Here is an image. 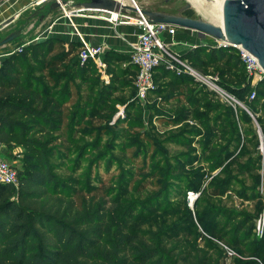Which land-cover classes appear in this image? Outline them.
I'll return each instance as SVG.
<instances>
[{
	"label": "trees",
	"instance_id": "1",
	"mask_svg": "<svg viewBox=\"0 0 264 264\" xmlns=\"http://www.w3.org/2000/svg\"><path fill=\"white\" fill-rule=\"evenodd\" d=\"M186 14L192 16L193 10ZM81 47L80 41L67 44L47 37L20 46L0 62V150L22 147L18 154L24 156L20 165H11L19 185L0 182V264H210L207 255L176 248V226H187L226 255L231 249L235 264H264V232L256 236L257 216L214 205L235 184L227 172L239 159L234 155L242 138L257 148L246 170L260 168L264 77L254 83L234 47L203 44L189 49L182 58L204 73L218 75L227 92L247 105L258 131L252 129L250 114L238 113L240 104H213L221 98L214 91L187 73L177 75L161 65L154 74L156 88L148 96L172 108L159 111V120L179 127L161 139L141 134L137 142L130 133L138 124L135 114L142 110L135 84L138 68L130 56L110 52L105 58L110 75L106 82L95 61L81 65ZM123 62L125 68L119 65ZM117 103L127 104V126L111 123ZM225 110L228 121L223 119ZM221 131L231 134L232 141L218 155L201 159L221 169L213 179L219 185H211L213 180L204 185L205 173L199 170L188 173L191 151L169 157L160 148L188 147L196 137L200 143L203 136ZM106 136L111 151L102 150ZM84 139L82 147L72 150ZM147 143L156 150L139 165L152 149ZM242 148L240 158H246L251 151L244 144ZM89 157L93 164L105 158L108 170L117 166L110 183L91 170L82 171ZM166 165L173 171L166 170L162 181ZM155 178L161 180L160 188ZM190 190L199 193L194 209L188 204ZM258 190L252 187L245 196H256ZM180 212L184 216L174 223Z\"/></svg>",
	"mask_w": 264,
	"mask_h": 264
},
{
	"label": "rangeland",
	"instance_id": "2",
	"mask_svg": "<svg viewBox=\"0 0 264 264\" xmlns=\"http://www.w3.org/2000/svg\"><path fill=\"white\" fill-rule=\"evenodd\" d=\"M74 3L73 6L70 8V10H76L77 8L75 7L76 3H81L87 0H72ZM131 1V0H129ZM136 3L140 6V7H150L154 10L157 11H161V12H165V13H171V14H179V11L181 8H183L187 3H189V0H135ZM211 3V4H209ZM214 3V0H206V8L210 9L212 7ZM209 4V5H207ZM192 6V5H191ZM208 6V7H207ZM210 7V8H209ZM50 9V3L47 2L41 6L35 7V8H31V10H29V12H27L25 14V16H23V20L28 19L32 13L34 12H42V14H46L48 13ZM189 10H193V14L192 17L194 18H203L204 20L207 21H212L209 17L206 16L205 13H200L194 6H192V8H190ZM39 12V13H40ZM85 13H93V14H97V15H101V16H107L108 14L103 13V12H94V11H85ZM57 15H62L63 14V10L59 9L58 11H56ZM120 15V14H119ZM109 18L111 17L110 15H108ZM138 16L137 12H132L129 11L128 13H124V15L118 16L116 18V20H113L114 23L117 24H121L124 23L126 21H128V24H132L134 26L136 25V18ZM205 17V18H204ZM37 19L40 20L39 16L37 17ZM36 19V20H37ZM24 23V21L19 22V23H15L13 24L14 28H20L21 25ZM47 24H45L44 26H46ZM138 27V26H137ZM199 33V32H197ZM178 34H179V28H178ZM201 34V33H200ZM203 35V34H201ZM7 35H1L0 39L5 38ZM161 39H164L165 35H161L160 36ZM206 39L207 42H209L211 45L215 44V40L214 38L204 35L202 36ZM177 39V36H176ZM17 40H14V42ZM164 41V40H163ZM256 79L253 81L255 83ZM200 87V86H198ZM221 98H216L214 99V101L212 102L213 104H216V101H221L222 103H228L226 100ZM155 107V108H154ZM171 107L168 105H162L160 98H155L153 95H151V97L149 98V96L147 97L146 100L142 101V110H140L137 114H135L136 118H139V120H136V122L138 123L137 126H135L134 129H131V138L135 139L138 142V137L141 136V134H146V135H151V137H153L154 139L156 138V136L159 137V139H161V137H165L167 134L174 132L175 130L178 129L179 126L177 125H167L165 124V122L161 121V119L159 120L158 117H162L158 114L159 111H171ZM175 110V111H174ZM173 113H176V111L178 109H174ZM126 112H127V104L124 103H117L116 104V111L113 112L112 116H113V120L111 123L114 122H119L120 125L122 126H127L129 121L126 118ZM236 112V111H235ZM238 113H242V115L244 114H250V111L248 110L247 105L245 104H241V107L239 108ZM237 114V113H236ZM241 115V114H240ZM253 114H250V117L252 118V120H254V127H252V129H255L258 131L259 129V125L257 124V121L254 119V116H252ZM164 118V117H163ZM223 119H225V121H228L229 118L227 117L226 114V110H225V114L223 115ZM97 121H94V124H97ZM191 125H195L198 126L200 128H202L201 124L198 123V121L196 120H191ZM246 128L249 127V125L245 126ZM203 129V128H202ZM204 130V129H203ZM260 131V130H259ZM205 132V131H204ZM262 136V137H261ZM261 141L262 138L264 140V133H262L261 131ZM96 135L93 136L92 139H95ZM149 137V136H148ZM260 137H259V141H260ZM197 140H195V142L192 143L191 146H184L181 148H176L175 145L173 146H166V147H160L161 149L165 150L166 153L169 152V157L171 156H175L177 154L183 153L186 150L187 151H191V152H187L189 153L191 156V160L193 162L188 163L186 166V169L188 171V173H192L194 171H200V172H204L205 173V178L203 179V184L204 185H208L215 177V175H217V173L221 170V169H213L212 168V160H205L204 162H201L202 157H205L206 159H208V157H212L211 155H218L220 149H222L223 147H226L228 145V143L230 141H232V135L229 134V136H227V134H225L224 131H221L220 133H212L209 137V135L203 136V141L202 142H198V140H200V137H196ZM110 137L106 136L105 140H104V144H103V148L104 149H110V151L114 148L113 146H111V143L109 145L108 141ZM158 139V138H157ZM211 139L213 140V143H211ZM87 140H82L81 142L77 143L72 150L74 149H78V147H82L85 142ZM245 141V143H244ZM247 138L244 139L242 138V144L239 148V150L237 151V153L234 156L239 155V159L234 162V164L230 167H228V174L230 175V177H232L235 181V184L233 187H231L229 189V192L227 194H225L224 196H222L221 198L217 199V201L214 202V205H216L219 208L222 209H229L232 210L236 213H243V214H253L257 216V226H256V236L261 237V231L258 229V224L259 221L262 220V226H264V193L261 192L262 187L264 186V155L262 157V161L260 160V168L257 169L255 171H248L246 170L248 166V164L250 163L252 157L255 156V151H256V147L249 145L248 144ZM208 144L212 145V150L208 149L205 151L206 147L208 146ZM246 146L248 149H250L251 153L246 157V158H240V156L243 154V152L245 151L243 147ZM214 145H215V149H214ZM147 147L152 148L153 147V143H147L146 145ZM157 146H159L157 144ZM261 146V144H260ZM259 146V149L261 150ZM192 148H195V150H190ZM23 150L22 147H15L12 149H7L4 150L2 149V151L0 150V160L5 161L6 163H9L10 165H14V166H18L21 164V162L24 160V156L19 155V151ZM133 148L129 149L128 151L130 152V154H134L132 153ZM155 147L151 149L150 152H148L146 155H142V158H140V160H138V164L142 165L143 164V160L147 159V161L150 160L151 155L154 153L155 151ZM233 151V150H232ZM234 153H231L230 156H232ZM196 157V158H193ZM94 158V156H93ZM93 158H86L84 160V164L82 171L84 173H88L90 170L92 171V173L95 176H99L100 175V180H102L105 183H110V179L112 178V176L114 174L117 173V166H113L112 169L108 170L107 166H106V159L104 158L103 160H98V162H94V164L92 163V159ZM198 158V159H197ZM73 161H75L76 157L74 155H72ZM95 159V158H94ZM97 161V160H95ZM153 164H155V162H153ZM171 165H174V163L172 161H170ZM92 167V168H91ZM164 167V166H163ZM161 168L163 170H161V173L163 174V177L161 179H163L162 181H165V177L167 175V171L172 172L173 169H169V167L167 168V165L164 168ZM167 168V169H166ZM194 168V169H193ZM167 170V171H166ZM257 175H259L260 177V182L257 180ZM161 177V176H160ZM191 177V176H190ZM100 182V181H99ZM160 182L161 180L155 178L154 179V183L159 185L160 188ZM189 185V184H188ZM211 185H219L217 182H214L213 180V184ZM151 187V186H150ZM252 187H256L259 188L260 190L257 191V195L254 196V194H251L250 196H245L247 193H251L249 192V189ZM247 189V190H246ZM193 192V190H190L188 192V200H189V206L191 209H194L195 206V202L197 201V199H199V193L195 199H190V193ZM239 192H243L244 195H240ZM136 197V196H135ZM166 201L164 200V203ZM261 205H262V209H261ZM260 206V208H259ZM261 209V210H259ZM257 211H260L259 213ZM183 212H180V216H175V221L174 223H178L180 222V217H183ZM176 231H178V235L175 236L174 240V245L176 246V248H179L180 251H183L184 249H189V250H193V251H198L199 255H207L209 257L210 260V264H235L236 263V259L234 258V256H228L226 255V253L222 250V248L217 245L214 244L212 241H203L201 238H197V236L192 232L191 229H187V226H176ZM202 231V230H200ZM238 257H242L239 254H237Z\"/></svg>",
	"mask_w": 264,
	"mask_h": 264
},
{
	"label": "built area",
	"instance_id": "3",
	"mask_svg": "<svg viewBox=\"0 0 264 264\" xmlns=\"http://www.w3.org/2000/svg\"><path fill=\"white\" fill-rule=\"evenodd\" d=\"M9 0H0V10L2 9L4 3ZM61 0H32L30 3L31 7H38L47 2H55ZM135 1V0H133ZM61 9L64 13L71 18L74 14L83 13L85 11H95V12H103L109 16H103L109 21L116 20L117 17L114 16L113 12L105 11V10H91L84 8H77L76 10H69L68 5H61ZM124 15V13H118ZM136 25L139 27L140 32L138 34L137 43L134 45L133 50L131 52V61L138 68L137 77L135 80V84L137 87V97L144 101L147 99L150 91L156 88V83L154 80L155 70L158 66L164 65L166 69L180 75L182 73H187L191 77H193L196 81H198L201 85L207 87L210 91H214L218 96L222 99L226 100L232 105L241 103L220 84V78L218 75L211 73H204L202 70L192 66L186 60L182 58V55L174 52L164 41L161 39V35H170L174 36L177 30V26L165 24V23H153L150 22L146 15L138 12V16L136 18ZM128 24V21L124 22ZM0 25V28H3ZM7 25V24H6ZM5 25V26H6ZM76 34L79 40L82 43V47L80 49V60L81 65H84L87 61L93 60L96 63L101 62L100 57L104 51L103 47L100 45L94 46L90 45L85 39L84 35L78 30L75 26ZM215 40V39H214ZM216 46L228 47L225 42L215 40ZM23 46V45H22ZM234 48L239 50V54L246 65L247 71L250 75L254 77V80H259L264 77V69L261 67L258 58L253 55L250 51L245 49L242 45H234ZM255 81V82H256ZM252 95L251 97H253ZM261 136V130L259 131ZM261 152L264 155V140L262 138L261 141ZM0 182L10 183L14 186L19 185V178L17 170L12 167L9 163H6L3 160H0ZM261 192L264 193V186L262 187ZM198 194L191 192L190 199H195ZM258 229L261 231L263 235L264 226H262V220L259 221ZM228 255L233 256L234 252L231 249H228Z\"/></svg>",
	"mask_w": 264,
	"mask_h": 264
},
{
	"label": "crops",
	"instance_id": "4",
	"mask_svg": "<svg viewBox=\"0 0 264 264\" xmlns=\"http://www.w3.org/2000/svg\"><path fill=\"white\" fill-rule=\"evenodd\" d=\"M31 2L32 0H9L4 3L0 10V25L5 23L4 26H2L3 28H0V38L3 34L9 35L18 29H22V35L20 38L16 39L17 41L0 47V62L20 46L33 41L43 40L47 37L63 39L67 44L71 41H80L77 37L74 24L90 45H101L103 47L104 51L100 57L101 62L100 64L99 62L96 64L102 79L106 82L110 80V75L106 72L107 63L105 62V58L107 54L115 52L116 54L128 55L131 57L133 47L138 40V34L140 32L139 27L126 23L117 24L101 15L93 13H78L74 14L71 18H69L64 11L62 15H57L56 11L59 9L61 10V8L56 10L50 8L46 14H42V12L39 11L40 13L36 15V12H34L28 19L23 20V16H25L31 8H35L30 6ZM72 6H69V10ZM42 15H44V17ZM38 16L40 20L37 19ZM22 21H24V23L20 28H14L13 24ZM45 24L47 25L44 26ZM201 34L192 29L177 27L174 36L166 34L163 40L174 52L183 55L186 51L197 45L210 44L202 37L204 34ZM119 65L125 68L127 63L123 62Z\"/></svg>",
	"mask_w": 264,
	"mask_h": 264
},
{
	"label": "water",
	"instance_id": "5",
	"mask_svg": "<svg viewBox=\"0 0 264 264\" xmlns=\"http://www.w3.org/2000/svg\"><path fill=\"white\" fill-rule=\"evenodd\" d=\"M73 4L71 0L55 1L51 3L50 8L56 10L61 8V5L72 6ZM75 7L116 13L141 12L153 23H165L192 29L215 40L225 42L229 47L242 45L258 58L264 69V0H223L222 25L201 17L194 18L187 15L186 12L192 8L190 2L180 9L179 14L165 13L150 7L126 5L118 0H87L76 3ZM42 16L44 17V15ZM21 35L22 29L10 33L0 39V47L20 38Z\"/></svg>",
	"mask_w": 264,
	"mask_h": 264
},
{
	"label": "bare ground",
	"instance_id": "6",
	"mask_svg": "<svg viewBox=\"0 0 264 264\" xmlns=\"http://www.w3.org/2000/svg\"><path fill=\"white\" fill-rule=\"evenodd\" d=\"M123 4H130L137 7H140L136 1L129 0H118ZM192 6H194L200 13H205L207 17H209L212 22L222 25L223 21V0H214V3L210 9L206 8V0H189ZM211 4V3H209ZM207 4V5H209ZM208 7V6H207ZM115 17H118V13L113 12ZM205 18V17H204Z\"/></svg>",
	"mask_w": 264,
	"mask_h": 264
}]
</instances>
